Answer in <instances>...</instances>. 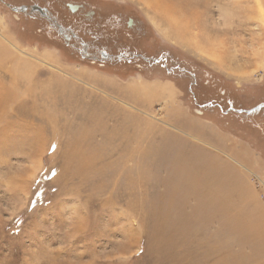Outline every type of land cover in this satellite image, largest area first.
I'll list each match as a JSON object with an SVG mask.
<instances>
[{
  "label": "rangeland",
  "instance_id": "1",
  "mask_svg": "<svg viewBox=\"0 0 264 264\" xmlns=\"http://www.w3.org/2000/svg\"><path fill=\"white\" fill-rule=\"evenodd\" d=\"M28 1L0 0V264H264V0Z\"/></svg>",
  "mask_w": 264,
  "mask_h": 264
},
{
  "label": "flooded vegetation",
  "instance_id": "2",
  "mask_svg": "<svg viewBox=\"0 0 264 264\" xmlns=\"http://www.w3.org/2000/svg\"><path fill=\"white\" fill-rule=\"evenodd\" d=\"M58 1L59 0H54V2L53 3H50V5H52V6L54 4L56 5L58 3ZM26 2H29V1L26 0ZM75 5H77V8H76L77 10L76 9L75 10H72V8H71L70 5L69 6L66 5L68 7L67 8L68 12H72V13H75L76 12L75 15H77L78 12H79V14H81V12H83L82 10H84L83 15L85 17L91 18V17H94L95 16V11L94 10H89V9L85 10L86 9L85 6L79 5V4H75ZM7 7H10V5H7ZM55 10H56V6H55ZM45 11H46V13H44V10L43 9H41V8H39L37 6L31 8L30 10H28V8H26V12H29L30 14H32L34 12L35 13H40V16L41 17L39 18V20H36L35 22H32L33 19H31L32 17L30 15L28 17V20L30 19V21H27V22L30 23V25L31 24H34V25H36V26H38L40 28L39 29L40 30V33L36 34V32H34L33 34L38 35V36H42V40L43 41H48L49 39L47 38L46 34H44V33H46L47 31H49L51 29V25H52L53 20L51 22H50V20H48V19H51V16L50 15H47V13H54V11H51L47 7H46ZM98 19H100L99 16H98ZM106 22L107 21H104V19L102 18L101 26L98 25L97 27L96 26L95 27L94 26H90V27H91V29H93V31H97L98 32V31H100V30L103 29L104 30V33H106L105 32V29L108 27V25H107ZM97 23H99L98 20H97ZM28 27H29V25H28ZM30 28H34V27H30ZM126 28L131 29V30L132 29H135L136 31H138L139 35H141L143 33V30H141L140 27L138 26V24L137 23H134V21L132 19L129 20V21H127V22H125V29ZM120 68H121L120 66H117L116 68L113 69V71L119 72V74H120L121 73V71L119 70ZM116 72H115V74H117ZM174 84H175V81H174ZM198 92H199V90H198ZM198 95L199 94H197L196 92H194L193 98H197Z\"/></svg>",
  "mask_w": 264,
  "mask_h": 264
},
{
  "label": "crops",
  "instance_id": "3",
  "mask_svg": "<svg viewBox=\"0 0 264 264\" xmlns=\"http://www.w3.org/2000/svg\"><path fill=\"white\" fill-rule=\"evenodd\" d=\"M241 157H243V159L245 158L243 155ZM248 166L252 167L253 171L255 169H259L260 167H262L261 163L257 160V158H254V159L251 158L250 163L248 164ZM256 174L258 176H260L259 173H256Z\"/></svg>",
  "mask_w": 264,
  "mask_h": 264
},
{
  "label": "bare ground",
  "instance_id": "4",
  "mask_svg": "<svg viewBox=\"0 0 264 264\" xmlns=\"http://www.w3.org/2000/svg\"><path fill=\"white\" fill-rule=\"evenodd\" d=\"M173 3V2H172ZM73 5V4H72ZM67 6H69V4L67 5ZM71 8H73L72 6H71ZM77 10V9H76ZM235 228V232H238L239 230L237 229V227H234ZM237 230V231H236Z\"/></svg>",
  "mask_w": 264,
  "mask_h": 264
}]
</instances>
